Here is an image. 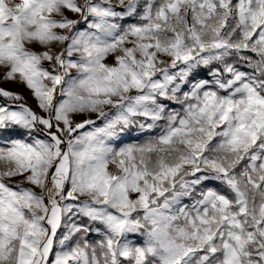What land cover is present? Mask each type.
<instances>
[{"label": "snow or ice", "instance_id": "snow-or-ice-1", "mask_svg": "<svg viewBox=\"0 0 264 264\" xmlns=\"http://www.w3.org/2000/svg\"><path fill=\"white\" fill-rule=\"evenodd\" d=\"M6 83L0 264H264V0H0Z\"/></svg>", "mask_w": 264, "mask_h": 264}, {"label": "rangeland", "instance_id": "rangeland-1", "mask_svg": "<svg viewBox=\"0 0 264 264\" xmlns=\"http://www.w3.org/2000/svg\"><path fill=\"white\" fill-rule=\"evenodd\" d=\"M109 63H111V59H109ZM0 87H4L12 91L22 93L27 98L28 103L31 104L33 107L35 106V101L32 99L31 93L26 88H24L22 85L6 83V84L0 85ZM90 239H94V238L90 237Z\"/></svg>", "mask_w": 264, "mask_h": 264}]
</instances>
